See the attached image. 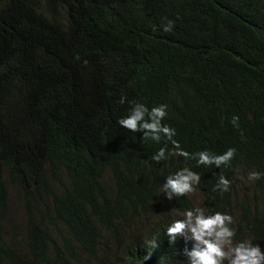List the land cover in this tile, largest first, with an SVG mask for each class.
<instances>
[{"label": "trees", "instance_id": "obj_1", "mask_svg": "<svg viewBox=\"0 0 264 264\" xmlns=\"http://www.w3.org/2000/svg\"><path fill=\"white\" fill-rule=\"evenodd\" d=\"M9 182L26 242L0 229V264H104L142 217L120 264H214L196 192L264 250V0H0V223Z\"/></svg>", "mask_w": 264, "mask_h": 264}, {"label": "rangeland", "instance_id": "obj_2", "mask_svg": "<svg viewBox=\"0 0 264 264\" xmlns=\"http://www.w3.org/2000/svg\"><path fill=\"white\" fill-rule=\"evenodd\" d=\"M238 182L236 183V205L233 203L232 208L235 212L236 206L239 205L242 197L247 195L252 201L255 198L257 184L255 182V172L252 170H240L238 173ZM10 214L3 223H0L2 234L7 240L16 242L18 249H24L26 242V233L24 226L26 224V212L24 208V200L22 191L12 185L10 182ZM234 191V193H235ZM193 208L187 214V217L192 221L191 226L197 238L208 248L210 254L223 264H264V250L255 254L253 249L246 248L244 244L239 245L238 241L229 235L225 224L218 219H210L205 215V203L202 201V196L196 192L192 197ZM164 213L176 215L175 209L169 205L164 207ZM152 217H142L139 223L126 232L122 236H105L100 249V256L105 252L104 264H120V260L124 258V250L126 242L137 236L144 237L145 227L150 223ZM236 231V228L234 229ZM60 239V237H58ZM54 249L51 251L53 254ZM85 255V254H84ZM82 253V258L84 257ZM56 254L51 258L55 260ZM29 257H33L30 254ZM88 264H97L90 259Z\"/></svg>", "mask_w": 264, "mask_h": 264}, {"label": "clouds", "instance_id": "obj_3", "mask_svg": "<svg viewBox=\"0 0 264 264\" xmlns=\"http://www.w3.org/2000/svg\"><path fill=\"white\" fill-rule=\"evenodd\" d=\"M220 220V219H219ZM220 221H222V220H220ZM223 222V221H222ZM224 223V222H223ZM225 224V223H224ZM226 226V225H225ZM234 229H235V227H234ZM227 231H228V229H227ZM229 232V231H228ZM199 244H202V245H204L200 240H199V242H198ZM205 246V245H204ZM206 247V246H205ZM206 253H207V255H208V257H209V259H210V261L212 262V263H214V264H223L222 262H220V261H218V260H216L211 254H210V252L208 251V248L206 247Z\"/></svg>", "mask_w": 264, "mask_h": 264}]
</instances>
